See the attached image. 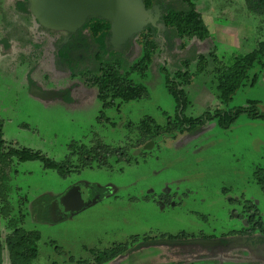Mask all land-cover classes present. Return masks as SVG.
<instances>
[{
    "label": "rangeland",
    "instance_id": "1",
    "mask_svg": "<svg viewBox=\"0 0 264 264\" xmlns=\"http://www.w3.org/2000/svg\"><path fill=\"white\" fill-rule=\"evenodd\" d=\"M192 2L210 39L169 41L165 50L159 47L150 53L143 72L131 68L141 65L144 54L130 55L127 79L142 86L146 94L104 108L95 86H76L63 94L80 78L73 80L66 70L53 65L51 45H44L40 61L41 43L34 40L35 26L25 2L0 0V125L6 145L38 152L53 162L65 161L72 145L99 143L123 149L122 159L109 157L106 167L80 168L66 180L43 169L38 161L13 162L7 182L0 180V199L8 200L3 212L11 207L18 214L17 206H23L19 209L27 214L30 206L35 209L37 198L46 196L42 199L47 203L53 201L51 220L57 217L43 227L26 220L23 228L38 231L40 240L36 258L25 264H94L93 251L118 243L127 244L128 251L104 264H264V244L253 250L234 248L241 259L227 262L219 257L202 259L198 252L183 255L180 247L158 244L164 236L181 233L218 241L231 231L243 232L244 220L231 212L242 216L241 206L249 203L255 205L264 224V192L256 177L258 172L264 175V120L241 114L228 129L212 120L193 133H180L172 128L177 103L166 87L167 79L179 84L186 98L183 116L187 119L246 107L249 102H257L256 112L264 115L263 67L255 65L248 71L244 85L226 105L218 101L215 77L216 68L228 66L233 57L251 53L264 42V17L249 13L245 0ZM175 7L182 5L176 1ZM135 35L131 40L136 50ZM199 56L205 57L200 60ZM33 87L63 95L40 99L32 95ZM147 118L170 130L144 137L138 125ZM77 158L71 159L74 166ZM72 184L92 188L90 198L84 197L87 202L79 212L58 220L61 213L55 202L62 203ZM94 186L113 191L106 196ZM5 225L1 219V231ZM133 238L138 241L132 243ZM146 238L156 241L142 245ZM9 261L3 254V264Z\"/></svg>",
    "mask_w": 264,
    "mask_h": 264
},
{
    "label": "trees",
    "instance_id": "2",
    "mask_svg": "<svg viewBox=\"0 0 264 264\" xmlns=\"http://www.w3.org/2000/svg\"><path fill=\"white\" fill-rule=\"evenodd\" d=\"M179 1L182 5L180 9L175 7V2ZM146 9L152 6H158L162 11L159 24L161 28H157L151 24L147 25L140 37L137 38L141 52L144 54L140 66H133L132 71L145 70V65L150 61V53L158 49L160 46H165L166 43L172 40L186 41L196 40L205 42L210 39L207 27L205 26L200 13L196 9V5L192 0H142ZM27 3V1H26ZM245 4L249 13L260 14L264 17V0H245ZM35 21V20H34ZM36 22V21H35ZM82 28V29H81ZM81 31L86 33L87 37L98 44L101 49L95 55V64L81 71V75L86 78L88 86H95L98 90V99L102 102L103 107H112L114 102H129L138 100L145 96V90L142 86L133 84L127 79L128 73L125 71L127 61L119 58L115 53L110 52L105 48L106 42L111 36V24L102 18H89L80 27ZM137 36V35H136ZM82 38L84 35L82 34ZM67 50L68 47H66ZM73 49V48H72ZM211 60L217 64V61ZM205 57V56H204ZM203 56H199L203 60ZM76 58L71 56L70 62L75 63ZM185 63H188L187 61ZM255 65L264 68V42L258 43L257 49L251 53L235 56L232 62L222 68L215 69V77L217 84L218 101L222 105H226L234 95L244 85L247 79V73ZM76 69L71 68V74L74 76ZM178 77L181 78V75ZM187 81V82H186ZM184 80L188 84V80ZM166 87L169 94L177 103L175 114V126L180 133L189 132L203 125L205 121L217 120L218 126L221 129H228L230 125L241 114H246L251 119H262L264 115L256 112L257 102H249L246 107L235 108L231 111H216L213 114H205L197 119H187L183 116V110L186 108V98L184 93L179 88V84L167 79ZM180 108H182L180 110ZM174 126V127H173ZM144 137L150 139L160 133L161 130L169 131L156 125L149 118L143 120L138 125ZM189 127V128H188ZM122 148H114L101 144H96L91 147L77 148L75 145L70 147V153L65 161L53 162L38 152L26 149H13L2 139V129L0 125V180L7 182L6 174L13 162L25 163L38 161L42 164L43 169L57 172L58 176L66 179L70 174L77 172L80 168H97L106 167L105 160L109 157L122 159ZM77 158L78 165L73 164L72 158ZM264 172V171H263ZM257 182L261 185L264 192V175L256 174ZM1 182V181H0ZM0 188H2L0 184ZM92 189V188H91ZM96 191H104L106 196L113 191L112 187L94 186ZM8 200L0 199V220H5V229L0 228V264L3 254H7L10 261L8 264H25L37 256V244L40 240L38 231H29L23 228L24 215H16L13 208H8L7 212H3V207L7 205ZM21 210V209H20ZM247 213L252 214L249 220L251 225L249 230H244L238 234L253 232L259 230L264 234V224L261 222L258 211L253 206L247 207ZM260 228V229H258ZM195 239L194 236L181 233L177 236L162 237L161 240L166 241H188ZM138 238H133L132 243H136ZM156 240L146 238L142 241V245L148 242L154 243ZM127 244H114L111 248L104 251H93V263L104 264L111 262L128 251ZM25 261V262H24Z\"/></svg>",
    "mask_w": 264,
    "mask_h": 264
},
{
    "label": "flooded vegetation",
    "instance_id": "3",
    "mask_svg": "<svg viewBox=\"0 0 264 264\" xmlns=\"http://www.w3.org/2000/svg\"><path fill=\"white\" fill-rule=\"evenodd\" d=\"M20 1L25 2V4L27 5L26 6V13L30 17L31 13H30L28 0H17V3H19ZM26 1H27V3H26ZM155 7L158 8L157 11H155ZM148 9L151 10L152 18L158 17L155 25H153V26H155L157 28H161V24H159V20L161 18L162 11L160 10V8L158 6H152ZM32 21H33L34 26H35V28L33 29V32L35 33L34 35H35L36 39H34V40L36 42L41 43L39 45L40 49L38 50V52L41 53V55L39 54L40 55V61L42 62L44 60L43 59V56L45 55L44 45L45 46L51 45V48L54 49V55H52V57H51L52 58L51 62L54 63L53 65L57 66L58 69H60V71L66 70L70 74V76L73 80L77 77L80 78V81L76 82L70 88L71 90L67 89L63 94L64 95L69 94V91H72V89L76 86L77 87L88 86L87 82H86V78L81 75V71L86 69V67H88V66L91 67L95 64L94 63L95 62V55L101 51L98 44H96L94 41L89 39V37H87L86 33L80 32L82 28L77 29L73 33L64 32V31H62V32H46L44 30V28H42L40 25H38L34 21V19ZM147 25H149V24H147ZM82 34L84 35V38H82ZM34 35L32 34V36H34ZM110 37L107 40H105V42H106L105 48L109 49L110 52L115 53L119 58H122L126 61L127 60L129 61L130 55H134L135 52H138V54L140 53L141 48H140V45L138 44L136 35L134 36V39H136L135 42L138 44V48L136 50L134 47L135 45L133 44L131 39H128L125 43L121 44L116 49L110 43ZM47 43H48V45H47ZM66 47H68L69 50H67ZM160 47H162V46H160ZM165 48H166V46H163L162 50H165ZM71 56L73 57V59L76 58L75 63L70 62ZM71 68L76 69L74 76L71 74ZM54 93L58 94V92H54ZM63 94L60 93V96H62ZM54 97H59V96L56 95ZM207 122L208 121L203 122V125ZM199 127H201V126H199ZM199 127H197L196 129H194L192 131H189L187 133H193L194 131H197V129ZM75 173H77V172L75 171L72 174H75ZM66 179H64V180H66ZM75 187H79L81 189V192H80L81 198H84L86 196H88V197L90 196L91 188L77 186L75 184H74V186L72 184V186L70 188L65 190L66 192L64 194H66L69 190H71L72 188H75ZM44 197H46V196H42V197L37 198L36 203L34 204L35 209L33 210L32 206H30V208L28 209L29 212L27 214H24L23 211H21L19 209V207L23 208V206H17L18 214H16V213L15 214L19 215V216H21V214H22L25 216L23 226L26 224L27 219H29L30 222L34 226H37V227H43L45 225H49L51 223H54L51 220V215H50V213H51V205L50 204H52L53 201L50 203L49 202L47 203V200L42 199ZM40 201H42V202H40ZM83 202L84 203L87 202L85 200V198L83 199ZM237 203L238 202H230V204H234V205H236ZM19 204L23 205L22 202ZM248 206H250V207L253 206L254 208H256L254 204L249 203V204H246L245 206H241L242 216H240L239 214L237 215L234 210L231 212V216H233V217H236V218L242 217L241 219L244 220V223H245V229L244 230H249L251 227L249 220H250V217L252 214L246 212ZM55 209H57V212L61 213V217L58 220H63V219L68 218L69 216H71L73 214V213L65 212V206L59 201L55 202ZM228 234H229L228 236L218 240L217 241L218 243L214 246H211V247H202V246L196 245V244L191 242V241H195L197 239H191L188 241H171L173 243L169 244V245L173 246V247H177V248L180 247V249H182L183 255H188V254H191L192 252H198L200 254L199 256L202 257V259L219 257L223 260H226V262H227V260H240L241 259L239 254L233 253L234 248L240 249V248L244 247L246 249L253 250V249H255V247L264 244V234L263 233L257 234L256 231L246 232L245 234H241V235L238 234L237 231H231ZM202 240H204V239H202ZM163 241H166V240H163ZM208 241H214V240L209 239ZM174 254H177V252L174 251ZM176 256H178V255H176Z\"/></svg>",
    "mask_w": 264,
    "mask_h": 264
},
{
    "label": "water",
    "instance_id": "4",
    "mask_svg": "<svg viewBox=\"0 0 264 264\" xmlns=\"http://www.w3.org/2000/svg\"><path fill=\"white\" fill-rule=\"evenodd\" d=\"M32 18L42 28L54 32L73 33L89 18H102L111 24L110 43L117 49L147 24L155 25L158 17L152 18L151 10L145 9L142 0H28ZM158 8L155 7V11ZM33 96L48 100L60 95L54 92H41L32 88ZM79 187L72 188L62 199L65 212L77 213L83 205ZM56 217L52 218L55 222ZM192 243L211 247L217 241L195 240ZM160 243L172 244L170 241ZM175 243V242H174Z\"/></svg>",
    "mask_w": 264,
    "mask_h": 264
}]
</instances>
